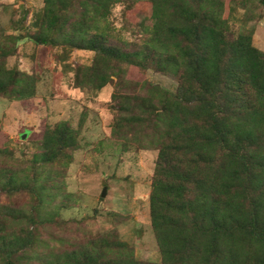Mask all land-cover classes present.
<instances>
[{"label":"trees","instance_id":"1","mask_svg":"<svg viewBox=\"0 0 264 264\" xmlns=\"http://www.w3.org/2000/svg\"><path fill=\"white\" fill-rule=\"evenodd\" d=\"M43 1L35 31L23 32L27 12L12 33L0 25V96L36 93L35 75L7 62L26 40L60 47L62 60L94 52L91 63L69 65L74 87L113 84V137L158 150L149 199L161 260L137 259L115 229L67 250L38 239V225L51 222L37 219L44 168L67 166L79 146V131L61 121L45 129L24 180L0 166L1 195L34 199L26 212L0 204V264H264V50L253 33L235 34L225 0H149L144 43L106 31L112 5L131 0ZM130 67L175 76L177 89L131 79ZM6 153L0 148V162Z\"/></svg>","mask_w":264,"mask_h":264},{"label":"rangeland","instance_id":"2","mask_svg":"<svg viewBox=\"0 0 264 264\" xmlns=\"http://www.w3.org/2000/svg\"><path fill=\"white\" fill-rule=\"evenodd\" d=\"M43 6V0H0V25L6 33H12L27 12L23 32L35 31ZM224 17H229L235 34L252 32L254 45L264 50L261 0H225ZM153 23L154 6L149 0L119 1L111 7L106 31L114 40L144 43L152 37ZM61 52L60 47L26 40L15 55L8 57L10 67L18 65L35 75L36 93L22 100L0 96V148L7 150L0 166L18 171L24 180L35 154L42 150L45 129L68 121L79 131V146L67 166L44 168L38 184L42 185L45 203L37 219L51 222L38 225V239L55 249L67 250L95 234L115 229L137 259L160 262L149 199L158 150L124 147L113 137V84L97 91L74 87V71L69 67L91 63L94 52L75 49L67 60L59 59ZM128 77L148 80L171 91L178 86L177 77L154 67L145 72L130 67ZM33 202L25 192L9 197L0 194V204L25 212ZM39 249L42 251V247Z\"/></svg>","mask_w":264,"mask_h":264},{"label":"water","instance_id":"3","mask_svg":"<svg viewBox=\"0 0 264 264\" xmlns=\"http://www.w3.org/2000/svg\"><path fill=\"white\" fill-rule=\"evenodd\" d=\"M105 193H106V186H104V189H103L102 195L104 196Z\"/></svg>","mask_w":264,"mask_h":264}]
</instances>
